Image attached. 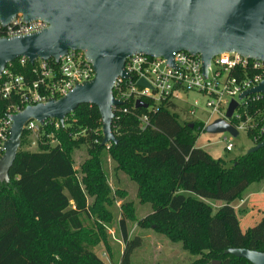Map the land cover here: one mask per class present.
Segmentation results:
<instances>
[{"label":"trees","instance_id":"trees-1","mask_svg":"<svg viewBox=\"0 0 264 264\" xmlns=\"http://www.w3.org/2000/svg\"><path fill=\"white\" fill-rule=\"evenodd\" d=\"M33 67L29 62L21 65L20 59L7 66L24 75ZM16 100L0 98V116ZM185 111L172 102H163L156 111L125 103L115 111V144L102 145L101 114L90 104L80 105L59 128L41 127L38 151L25 148L30 134L25 131L10 181H0V264H106L91 249L96 241L83 216L93 217L104 237L103 224L113 221L117 199L122 200L125 214L120 220L125 248L119 264H133L132 256L143 242L141 236L129 237L128 220L181 242L184 250L200 256L193 264L214 260L252 264L225 251L243 248L264 253V216L243 231L238 207L233 205L251 184L264 179V148L247 152L230 165L214 159L196 145L205 131L203 122L182 117ZM241 112L254 120L247 134L252 140L259 136L254 145L260 143L264 98L250 102ZM142 115L148 116L145 127L139 120ZM46 134H53L59 144L52 145ZM81 146L87 147L88 157L76 165L75 152ZM109 158L115 176L124 174L135 182L137 199L151 205L144 218L133 213L126 190L110 185ZM204 198L224 205L214 211Z\"/></svg>","mask_w":264,"mask_h":264},{"label":"water","instance_id":"water-1","mask_svg":"<svg viewBox=\"0 0 264 264\" xmlns=\"http://www.w3.org/2000/svg\"><path fill=\"white\" fill-rule=\"evenodd\" d=\"M19 16L27 23L43 20L48 27L29 35L0 36V74L20 58L31 64L40 59L59 62L74 50L84 53L95 76L77 84L65 97L28 106L10 116V135L0 159V181L6 183L21 148L25 125L32 120L44 125L48 119H57L64 125L66 117L80 105H95L102 119V145L117 143L112 128L115 108L124 102L115 98L114 84L119 77L129 78L125 63L134 54L162 57L169 64H173L175 52L200 55L205 76L211 60L223 53L236 52L264 61V0H0L3 26ZM138 85L148 86L144 80ZM255 93H264V81L240 98ZM135 106L148 108L140 100ZM238 106L232 100L228 119ZM205 131L238 136L237 129L223 118L209 124ZM261 148L264 140L248 152ZM225 254L264 264L262 252L230 248Z\"/></svg>","mask_w":264,"mask_h":264},{"label":"built area","instance_id":"built-area-1","mask_svg":"<svg viewBox=\"0 0 264 264\" xmlns=\"http://www.w3.org/2000/svg\"><path fill=\"white\" fill-rule=\"evenodd\" d=\"M47 27L48 24L43 20L27 23L23 21L22 16H19L7 26H3L0 22V36L29 35ZM172 61L173 64H169L162 57H151L145 54H134L128 57L124 70L129 78L119 77L116 80L115 98L123 101L124 104L132 103L135 109H137L136 102L140 100L148 104L147 109L151 107V110L155 111L163 102H172L186 110L180 106L181 103L186 102V98L191 93H196L206 99L203 110L208 118L206 121L195 120L198 101L193 102L187 114L190 121L203 122L204 130L219 118L227 120L237 129L238 134L240 131L247 133L254 128L255 122L252 117L245 115L244 118L241 109L246 108L254 100L264 98V93L250 94L243 99L240 96L264 81V61L248 58L236 52L223 53L211 60L206 76L200 55L175 52ZM27 62L29 61L26 58H20L21 65ZM13 63L8 65L11 66ZM32 65L34 67L29 75L15 74L7 67L0 74V98L17 99L8 108L6 115L0 116V159L5 151V143L9 139L12 126L11 115L23 111L28 106L44 104L50 99L58 100L65 97L77 84L91 81L95 76L93 65L87 61L81 51L71 50L61 57L59 62L54 59H40ZM140 80H144L148 86H139ZM232 100H236L239 106L228 119L226 114ZM123 111L127 112L128 109ZM139 120L141 126L145 127L148 123V116L142 115ZM48 124L54 128L62 125L57 119H48L44 125L32 120L25 125L24 132L30 133L28 136L30 145L38 146L40 128ZM260 134L264 140V126L260 129ZM46 137L52 138V145L59 144V141L53 138V134H46ZM258 138L259 136H255L253 142L255 143ZM225 140L227 141L225 149L232 151L233 143L226 138Z\"/></svg>","mask_w":264,"mask_h":264},{"label":"rangeland","instance_id":"rangeland-1","mask_svg":"<svg viewBox=\"0 0 264 264\" xmlns=\"http://www.w3.org/2000/svg\"><path fill=\"white\" fill-rule=\"evenodd\" d=\"M194 101H198L199 106L196 108L195 120L206 121L208 115L204 112L206 99L199 94L191 93L186 102H182L180 106L186 108L185 114L192 107ZM230 140L234 148L232 151L225 149L227 141ZM197 147L208 152L214 159H223L227 165L243 154H246L253 146L254 142L246 131H240L238 136L234 137L228 132L212 134L202 131L198 136ZM256 145V144H255ZM26 149L30 151H38L36 145H26ZM88 157L87 147L81 146L75 152L76 165L80 164ZM114 162L109 158L106 168L109 176V183L113 187H121L126 190L127 197L133 201V213L138 219L144 218L152 211L150 204L141 203L136 196L137 185L135 182L127 179L124 174L115 176L113 171ZM118 184V185H117ZM186 195H194L189 192H184ZM256 195H251L255 194ZM264 179L251 184L242 194L241 199H237L233 204L237 206V214L240 220L241 229L244 231L248 227L254 226L264 216ZM248 201L246 202V200ZM213 206L214 211H217L222 202H216L207 198L203 199ZM254 201V202H253ZM116 206L112 208L113 221L110 224H103L105 235L101 236L97 223L94 218L83 216L84 226L91 231L92 238L96 241L91 249L106 263L119 264L120 257L125 248L123 241L120 220L125 217L123 208L121 207L122 200L117 199ZM257 205V208L254 206ZM129 237L133 238L141 236L143 239L142 245L137 248L132 256L133 264H193L200 256L193 255L184 250L181 242H175L169 239L162 233H159L151 228H141L137 221H127Z\"/></svg>","mask_w":264,"mask_h":264},{"label":"crops","instance_id":"crops-1","mask_svg":"<svg viewBox=\"0 0 264 264\" xmlns=\"http://www.w3.org/2000/svg\"><path fill=\"white\" fill-rule=\"evenodd\" d=\"M255 194H256V193H255ZM263 194H264V193H263ZM251 195H253V194H251ZM247 201H248V199L246 200V202H247ZM222 205H224V203H222L221 206H222ZM233 205H234V204H233ZM236 207H237V206H236Z\"/></svg>","mask_w":264,"mask_h":264}]
</instances>
